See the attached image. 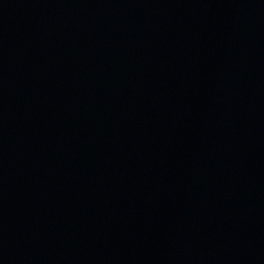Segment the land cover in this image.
<instances>
[{
    "label": "water",
    "instance_id": "95a60500",
    "mask_svg": "<svg viewBox=\"0 0 264 264\" xmlns=\"http://www.w3.org/2000/svg\"><path fill=\"white\" fill-rule=\"evenodd\" d=\"M0 264H264V0H0Z\"/></svg>",
    "mask_w": 264,
    "mask_h": 264
}]
</instances>
